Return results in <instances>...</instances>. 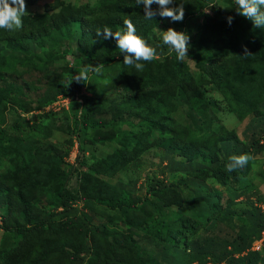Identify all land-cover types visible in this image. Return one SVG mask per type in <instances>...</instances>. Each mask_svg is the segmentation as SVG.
<instances>
[{"label": "trees", "instance_id": "trees-1", "mask_svg": "<svg viewBox=\"0 0 264 264\" xmlns=\"http://www.w3.org/2000/svg\"><path fill=\"white\" fill-rule=\"evenodd\" d=\"M182 2L184 19L174 22L145 19L135 0H53L24 16L21 29H0V264H264V246L249 249L262 237L264 213L251 200L248 177L264 141L254 140L249 151L218 116L222 103L238 120L264 117V29L239 15L235 0H226L229 7L216 0ZM210 3L216 5L208 9ZM126 19L156 47L142 71L123 63L114 38L96 35L105 27L123 30ZM169 27L190 35L184 61L162 44ZM58 58L67 59L65 68L54 66ZM101 63V73L66 87L89 64ZM26 72L33 79L16 83ZM35 82L42 90L31 99L26 89L36 90ZM84 84L91 95L82 92ZM205 84L220 96L213 99L216 109ZM59 95L70 100L78 134L92 129L93 149L116 143L98 158L100 171L80 170L79 152L66 163L72 140L50 141L52 130L64 129L57 117L40 114L31 121L23 114ZM77 141L82 149L83 137ZM152 145L164 153L162 177L149 176L145 192L135 193L129 187L136 179L116 177L141 172L146 162L140 156ZM243 153L251 157L248 164L228 171L229 157ZM243 198L249 207H231ZM222 222L238 224L232 240L208 236Z\"/></svg>", "mask_w": 264, "mask_h": 264}, {"label": "rangeland", "instance_id": "rangeland-1", "mask_svg": "<svg viewBox=\"0 0 264 264\" xmlns=\"http://www.w3.org/2000/svg\"><path fill=\"white\" fill-rule=\"evenodd\" d=\"M51 1L53 0H38L32 6H29L26 4L27 11L31 15L41 12L43 10V5ZM63 1L71 2V3H78V4L89 1L90 4H93L96 0H63ZM216 3H218L221 6L229 7V5L226 4V0H216ZM44 51L45 50L40 51V54H44ZM66 60L67 59L65 58H58L54 60V66L65 68L66 67L65 64L67 62ZM189 61H190L189 63H190L191 69L192 71H194L195 69L194 62L191 61L190 59ZM62 71H64V69H62ZM32 79L33 77H31L30 73L26 72L22 74L21 76H18V78L16 79V83L24 85L27 82L29 83ZM198 83L202 84L200 80H198ZM34 84L37 87L36 90L33 87H31V89L29 88L26 89L29 95V98L31 99H36L39 96L38 94L42 90L40 89L41 87L39 86V83L35 82ZM203 87L207 89V95H208L210 93V91H208V86L205 84L203 85ZM81 90L85 95L92 94L91 92L86 90L85 84L81 87ZM99 94H101V92ZM115 95H116L115 91H110L111 97ZM210 95H212L210 97L212 98L211 100L212 102L210 105L212 108L216 109L217 107H219V105L216 104L217 106H214L213 99L215 97L220 98V96L217 92L216 93L211 92ZM64 97L66 96L61 95L58 98L62 102L64 101V99H66ZM51 103L47 104L44 108L40 110L31 111L30 113H23V114L27 116L28 118H30L31 121L39 120L40 119L39 116H43L40 114H44V115L49 114L52 117H57L56 123L62 124L63 126L62 128L64 129L52 130V133L50 135V141L55 142V141H63V140L66 141L68 139L72 140L70 157L66 160V163L68 165L73 164L75 162L76 154L77 152H79L81 156V160L83 161L82 162L83 164L79 167L80 170L87 171V170L93 169V170L100 171L102 164L100 163V161H98V158H100L101 155L109 154L110 152H112V150L116 147V143L106 142V144L100 145L97 149H93V147L90 145V139L93 136V131L92 129L91 130L89 129L85 135H83V133L81 132L80 134H78L79 131H77V128L75 125L73 112L70 110V104H69L70 101L68 100L64 103V105H62L61 103L58 106L51 105ZM220 106H221V109H219V111L217 109V111H218V116L220 117L221 123L225 126L227 130H234L240 142L244 143L245 147L249 151L252 150V147H255V145H253L254 140H260V142L264 141V117L255 118L249 115L245 117L243 120H238L235 117V115L228 113V111L225 110V107L222 103H220ZM65 116H67L69 119L68 124L64 118ZM126 116L127 115H125V117ZM183 118H184V115L181 112H178L177 119L182 121ZM107 128L111 129V128H114V126L106 125L103 127V129H107ZM122 128H128V127L126 125H122ZM159 133H160V129L153 131L149 139L153 140L154 138H156V136ZM78 136H82L85 141L83 143L82 149L77 141ZM162 154L164 153L163 152L159 153L156 149V146L152 145L150 149H147L140 156L141 159L144 160V162H146V166L141 172H135V173H131V172L124 173L123 172V173H119L116 178L117 179L121 178V180H123L124 182L128 180L133 181L134 179H136L135 184L131 185L129 188L132 190L135 189L134 191L135 193L138 191L140 192V194L144 193L146 189L145 184L147 183L146 178H148L149 176L151 177L155 174L158 175L159 177H162L160 170H161V167L165 165V159H163L164 161H161V159L164 158ZM253 156L255 158L254 164H253L251 171L248 173V177L250 178L254 186L252 190L253 193H252L251 200H253V202L260 207L261 203L256 201V199L260 196L264 197V152L254 153ZM98 162L100 163V165L97 164ZM249 206L250 205L248 204V202H246V199L243 198L242 200H236L234 204H232L231 207L237 211H241L244 208H247ZM96 212L98 216L102 218H104L103 216H106L107 214L101 210H97ZM98 221L100 220L98 219ZM237 230H238V224L236 222L235 223L234 222H222V223H218L215 229L208 231L207 234L210 238H216V239L225 238L228 240H232V238H234L235 234L238 232ZM1 234H2V231L0 230V237H1ZM181 244L183 245L184 242L182 241ZM207 264H212V263L208 262Z\"/></svg>", "mask_w": 264, "mask_h": 264}, {"label": "clouds", "instance_id": "clouds-1", "mask_svg": "<svg viewBox=\"0 0 264 264\" xmlns=\"http://www.w3.org/2000/svg\"><path fill=\"white\" fill-rule=\"evenodd\" d=\"M157 5L153 8L152 5ZM236 9L239 15L251 20L254 27L264 29V0H235ZM136 6H143L145 19L151 20L159 15L162 18H169L174 22H181L184 19L185 10L184 3L180 0L176 4L174 0H135ZM214 3H210L208 9ZM225 7V6H221ZM27 11L25 0H0V29L7 31H16L23 27V17L29 15ZM229 25H231L233 17H227ZM124 29L113 32L110 28L105 27L101 31L96 30V35L102 39L114 38L120 53L123 54V63L128 66H134L137 71H142L145 67L144 62H151L157 56L156 47L147 43V41L137 34L135 25L130 19L123 22ZM162 44L169 47L170 51H174L178 61H184L188 57V49L191 47L190 35L187 31H177L169 27L162 33ZM160 46V45H158ZM157 46V47H158ZM247 46H244V56L248 55ZM103 64L95 65L89 64L83 71L72 76L66 87L71 84L73 80L76 82L88 81V73H101ZM251 159L247 153L239 155H231L226 165L228 171L237 168H243ZM260 208L264 213V203L260 204ZM264 224V223H263ZM264 228L261 232L264 237ZM261 237V238H262ZM259 238V239H261ZM259 239L252 241L250 250L253 249V243ZM264 245V241H263ZM263 245L260 250L262 251Z\"/></svg>", "mask_w": 264, "mask_h": 264}, {"label": "built area", "instance_id": "built-area-1", "mask_svg": "<svg viewBox=\"0 0 264 264\" xmlns=\"http://www.w3.org/2000/svg\"><path fill=\"white\" fill-rule=\"evenodd\" d=\"M60 96H61V95H59L58 97H60ZM58 97H57L55 100L52 101L51 105L58 106V105H60L61 103H62V105H64V103H65L66 101L69 100L68 97H64V98H66V99H64V101L61 102V100H59ZM69 101H70V100H69ZM58 108H60V107H58ZM263 241H264V237H262L261 239L255 241V242L253 243V247H252V248L255 249V250H260L261 247H262V245H263Z\"/></svg>", "mask_w": 264, "mask_h": 264}]
</instances>
